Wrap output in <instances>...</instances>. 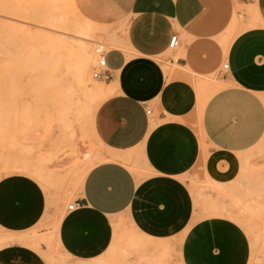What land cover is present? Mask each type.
<instances>
[{
  "label": "crops",
  "instance_id": "crops-1",
  "mask_svg": "<svg viewBox=\"0 0 264 264\" xmlns=\"http://www.w3.org/2000/svg\"><path fill=\"white\" fill-rule=\"evenodd\" d=\"M129 17L125 37L111 35L117 42L107 56L111 77L99 79L109 96L98 107L95 131L108 154L79 183L75 209L58 219L60 251L74 264H105L101 257L130 237L153 239L148 235L163 230L181 238V264H247L250 239L240 226L217 217L196 220L195 192L185 177L201 155L197 90L170 79L163 64L169 51L171 64L201 76L228 64L224 86L214 84L200 124L210 152L206 176L230 183L237 156L264 146V0H132ZM174 35L179 43L171 48ZM34 179L45 188L66 182L22 173L0 180V227L15 236L48 223L53 212ZM41 240L49 239L18 236L0 246V264H48Z\"/></svg>",
  "mask_w": 264,
  "mask_h": 264
},
{
  "label": "rangeland",
  "instance_id": "rangeland-1",
  "mask_svg": "<svg viewBox=\"0 0 264 264\" xmlns=\"http://www.w3.org/2000/svg\"><path fill=\"white\" fill-rule=\"evenodd\" d=\"M131 2L0 0V180L19 173L32 175L30 170L49 180L66 178L64 187L48 188L34 179L48 197L47 207L53 210L48 223L17 236L0 227V246L18 236H47L48 242L41 240L45 250L40 246L47 263L74 264L56 242L57 222L78 197L87 172L106 160L108 152L96 134L95 117L109 91L94 77L96 48L98 43H105L113 49L117 43L114 38L125 37ZM83 48L88 51L90 79L79 87L74 72L84 56ZM165 56L163 66L169 65L171 74L166 73L170 79L182 78L197 90L198 121L194 125L201 140V155L191 176L185 177L195 192L196 220L217 217L237 224L250 239L247 264H264V146L237 156L240 167L230 183L217 185L207 177L205 160L210 152L200 119L214 84L219 89L224 86V71L220 72V66L215 74L201 76L171 64L170 51ZM137 163L142 169L140 161ZM141 199L146 205V199ZM216 209L223 210L224 215L215 214ZM163 218H169L171 225L175 222L174 215L164 214ZM123 222L131 224L130 216ZM156 223L160 227L158 220ZM161 232L148 235L153 239L130 237L128 244L101 259L105 264H181V238L177 233Z\"/></svg>",
  "mask_w": 264,
  "mask_h": 264
},
{
  "label": "built area",
  "instance_id": "built-area-1",
  "mask_svg": "<svg viewBox=\"0 0 264 264\" xmlns=\"http://www.w3.org/2000/svg\"><path fill=\"white\" fill-rule=\"evenodd\" d=\"M178 43H179V38L177 35H174L170 43L171 48L176 47ZM110 50L111 49H108L105 43L97 44L96 52L98 55V63L95 68L94 77L102 81H106L111 77L107 67V56ZM227 69H228V64L224 63V65L222 66V70L226 71ZM147 114H151V110H147ZM75 206H76L75 203H71L68 205L67 209L74 210Z\"/></svg>",
  "mask_w": 264,
  "mask_h": 264
},
{
  "label": "bare ground",
  "instance_id": "bare-ground-1",
  "mask_svg": "<svg viewBox=\"0 0 264 264\" xmlns=\"http://www.w3.org/2000/svg\"><path fill=\"white\" fill-rule=\"evenodd\" d=\"M83 52H84V56L82 57V59L79 60V63L75 67V72H74L75 83L79 87L82 86V83H84L86 80L90 79V73L88 72V65H89L88 51L86 50V48H83ZM80 83H81V85H80ZM107 94H109V92ZM25 169H27V168H25ZM29 172H32V175H36V176L41 177V174H39V172H35V170H30ZM33 172H35V173H33Z\"/></svg>",
  "mask_w": 264,
  "mask_h": 264
}]
</instances>
